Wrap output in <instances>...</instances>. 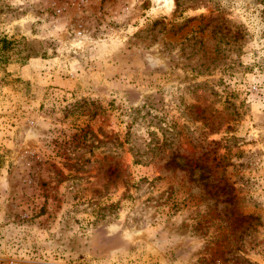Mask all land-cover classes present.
<instances>
[{"label":"rangeland","instance_id":"1","mask_svg":"<svg viewBox=\"0 0 264 264\" xmlns=\"http://www.w3.org/2000/svg\"><path fill=\"white\" fill-rule=\"evenodd\" d=\"M0 264H264V0H0Z\"/></svg>","mask_w":264,"mask_h":264}]
</instances>
